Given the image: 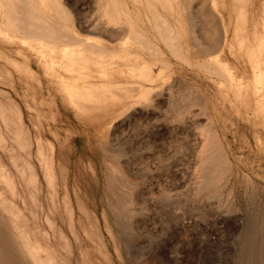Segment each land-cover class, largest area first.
Returning <instances> with one entry per match:
<instances>
[{
    "label": "rangeland",
    "instance_id": "1",
    "mask_svg": "<svg viewBox=\"0 0 264 264\" xmlns=\"http://www.w3.org/2000/svg\"><path fill=\"white\" fill-rule=\"evenodd\" d=\"M230 1L215 0L214 4V9L220 17L222 16L224 26L228 28V34L233 30V23L235 24L236 18L235 10H230ZM247 3H250L251 6L254 5L252 8L247 4L252 9H246L245 18L250 19V21L245 19L247 25L245 23L246 29H241L242 33L251 28L250 34L264 33L263 26L254 25L251 21L256 18L260 21L261 14L264 12L260 11L264 8V0H247ZM81 4L85 5L82 17L91 22L92 18L96 16V8L93 6L94 0H84ZM127 6L130 7L128 3ZM254 8L257 9L256 12ZM131 9L133 10L132 7ZM143 12L147 17L146 10ZM168 20L174 24L171 17H168ZM248 22L251 23V26ZM256 26L259 28L258 31ZM1 51L11 55L8 48L1 49ZM13 57L16 66L7 65L0 57V103L2 100L9 108L6 109L7 106L3 104L6 107L2 109L5 110L4 112H8L11 108L10 103L4 101L7 97L12 100L16 107L13 109L12 106L14 111L12 113L15 114L17 109L20 110L23 121L21 123L27 130L28 136L33 140H31L33 149L36 136L42 138L47 146L49 141L53 143L55 140L54 142L57 144V136L61 141L64 140L61 154V158L64 160L61 159V161L70 172H68V182L66 181L67 187L72 196H75L76 191L79 198L81 197V200L85 201L86 205L88 204L87 207L94 213L95 218L97 217V223L103 237L102 246L97 245V247L93 242L88 241L89 239L83 231L80 232L78 243L75 238L73 239V249L69 252L66 249L62 250L63 254L65 252L66 264H262L264 262V247H262V245L264 246V119L260 115L257 116L255 112V106L264 105V95L263 91L262 93L261 91L258 92L261 88L259 83H257L259 85L256 86L255 93L252 91V87L250 88V84L253 83L254 71H252L253 68L249 66L248 61L241 57L237 58L234 54L231 55L226 45H224V52L217 56V59L221 58L220 61L231 77L237 80L242 87L241 96L235 97L229 91H224L225 89L219 91L218 85H215L216 75L196 68L193 64L194 61L187 64L184 60L168 55L169 64L161 72L162 76L157 79V85L153 92L159 93L165 90L168 93L170 91V96L166 92L160 93L163 94V97L168 95L169 99L167 97L163 99L159 94L157 97L159 103L154 101L156 105L158 104L157 106L155 103H151L146 105L147 109H145V106L142 108L141 104H134L125 111V116L124 113L123 115L117 113L118 116L113 113L111 114L113 117L97 120L95 123V121H88L85 116L87 114H77L76 117L74 113L77 110L67 104L65 105L66 109L58 105L56 102L57 94L53 91L52 85L50 90L45 88L49 82V73L41 68H36V65L28 66L32 72V78L29 81L31 87L25 89L24 86H20L18 82L24 75V68L22 65L20 66L24 62L21 58L23 56L14 53ZM187 59L193 60L189 57ZM156 66H159V63ZM57 67L61 68L60 66ZM101 75L97 79L102 82H107L111 77L115 81L123 78V76L120 77V74L114 75L111 72ZM181 81H184V84L186 83L193 90L196 98L199 95L202 96L201 100L197 99L204 105L199 107L201 105L199 102L198 105L195 103L192 108L199 113H196V119L202 121L200 124L201 122L198 120V126L191 121L190 117L187 118L190 123L194 124L193 126L184 117L182 122L175 121L176 127V123L174 125V121L167 117L172 114L169 103L177 100L178 97L180 99L181 92L179 94L178 89L180 91L181 86L184 85ZM144 83L149 84L146 81ZM174 83L176 84L173 86ZM177 84L180 87L176 86ZM167 85H169V89L173 88V90L163 88ZM157 90L160 91L156 92ZM221 91H224V94ZM256 92L258 93L256 94ZM177 93L180 96H177ZM161 99L163 101L160 103ZM203 99L205 103L202 101ZM41 100L45 102L41 103ZM179 102L183 103L184 101ZM209 105L213 106L214 110ZM201 108L204 110L201 111ZM163 109L167 111L163 113ZM168 111L171 114L166 115L165 113L168 114ZM205 111L211 118L209 120L214 119L212 122H216L214 124L229 165L218 186L219 188L217 187V193L212 194L213 196L211 194L206 196L205 193L207 192L198 190L200 181L198 183V170L196 169L201 149L199 145H202L203 139L201 138H204L200 135L202 130H199L202 129L201 126L209 123ZM9 112L12 116L11 111ZM9 112L6 113L8 116ZM130 112L134 117L131 116ZM61 115L62 119L60 120L59 116ZM162 117L167 118L164 120ZM3 120L0 115V130L3 136L7 135L5 142H3L6 148L1 149L2 147H0V158L4 163V166L0 164V221L2 219L8 221L14 217V222L11 223L12 227L16 231H21L23 237L31 246L35 247L38 255L43 258L46 250L45 248L41 249L38 242L43 246L45 243L54 242L57 240V233L53 235L51 230H47L48 225L43 220L42 215L34 217L32 213L34 210L38 215L40 209L30 195L26 182L22 179L18 169L20 164L17 165L19 162L14 163L9 155L10 152L8 153L6 149L9 146H17L12 149V152L21 158L20 162L26 159L34 160L32 156L34 154L30 156L18 147L16 139L11 136L13 123L10 124L9 121L4 123ZM134 120L139 125L133 128L134 125L131 126V124H134ZM53 122L58 123V133L55 130L50 131L48 123ZM7 123L12 127H9ZM100 127L104 129L103 133L102 130H99ZM106 127L110 128L111 131ZM171 131L174 133L172 134ZM106 134L109 136L105 137ZM112 139L116 145L107 144L113 143ZM172 139L177 141L176 144L181 141L183 143H180L179 146L171 145ZM186 142L188 146H185ZM115 147V151L119 148L122 149L121 153L119 150V152L117 151L118 156L121 155L117 157L121 164L125 163L126 174L131 172V177H129L130 174L129 176L125 174L126 178L129 179V188L119 185L117 191L121 192L126 188L128 191L131 189L130 192L133 190L131 194L136 201H133L128 207L130 211L136 214L134 216L132 213L133 218L127 214H120L119 217L115 214L116 212L119 213L117 209L121 208H114L116 199L114 195L112 197V191L110 192L109 186L106 185L107 162L110 160L108 153L111 150L114 151ZM177 147L184 149L181 150ZM105 159L107 162H104ZM5 168L10 171L13 180L5 174L7 172ZM132 173H137L138 178L132 177L134 175ZM50 175L53 178L51 184L57 187H54L58 193L56 198L61 202L65 194V185L62 184L61 179L55 177L54 170ZM140 176L142 177L139 178ZM51 184H47V181L43 182L44 190L39 195L40 200L46 202L45 204L48 203V205H51L49 203H51L50 196L53 195V186H51L52 190L49 189L50 192L46 189L50 188ZM10 202L14 204L15 209L9 208ZM62 204L63 200L58 205L56 203L58 210H54L52 215L57 223L63 226V230L68 233V217ZM129 214L132 216L131 213ZM126 217L132 220L127 218L129 220L127 223ZM105 224H107L109 231L106 230ZM39 225L45 227L43 230L47 228L45 230L47 236L41 234ZM89 243L91 244L89 245ZM56 252L58 254V250Z\"/></svg>",
    "mask_w": 264,
    "mask_h": 264
},
{
    "label": "bare ground",
    "instance_id": "2",
    "mask_svg": "<svg viewBox=\"0 0 264 264\" xmlns=\"http://www.w3.org/2000/svg\"><path fill=\"white\" fill-rule=\"evenodd\" d=\"M83 1L84 0H0V57L3 58V62L7 65H14L16 61L13 54L18 53L23 56L21 58L24 62L21 63L20 66L22 65L24 68V75L18 83H20V86H24L25 89L31 87L29 81L32 78V72L31 69L28 68L29 65H36V68H41L49 73V82L46 84L45 88L50 90L52 85L54 88L53 91L57 94V104L61 105L63 109H66L65 105L67 104L77 110V113H74L76 117L77 114H87L85 116L88 121H95L96 123L97 120L100 121L113 117V115L111 116L113 113H116V115L117 113H122V115L124 113L125 116V111L134 104H141L142 108L145 106L144 108L147 109L146 105L153 104L155 103L154 101L159 103L157 97L160 93L166 92V94L170 96V91L167 93V91H162L160 89L162 92H159L160 90L156 91L159 93L153 92L157 85V79L162 76L161 72L169 64L167 60L168 55L184 60L187 64H191V61H194L193 64L196 68L216 75L217 84L215 83V85H218L219 91L225 89L224 91H229L235 97H240L242 90L240 83L234 80L224 68L222 61H220L221 58L217 59V56L220 55L221 52H224V45H226L231 55L234 54L237 58L241 57L249 62V66L253 68V70H251L254 71V78L252 80L253 85L250 84V88L252 87V91L255 93L257 89L256 86L260 84L261 88H259L258 92L261 91L262 93L263 91L264 95V33H261L263 30L259 32L261 33L259 35L250 34L252 28L250 30L247 29L249 32H246V30V33L243 32L244 34L241 31V29H246V27H244L247 22L245 21V15L247 13L246 11L250 9L249 6H251L250 3H247V0L230 1V10H235L236 18L235 24L233 23V30L229 34L228 28L224 26L222 22V16L220 17L214 9L215 0H94L93 6L96 8V16L92 18L91 22L86 21L82 17V11L85 6L81 4ZM127 3L130 7L127 6ZM247 4H249V6ZM253 5L251 6L252 8ZM246 6H248V8H246ZM143 10H146L147 17ZM254 10L256 12L257 9L254 8ZM260 11H264V8L260 9ZM250 14L253 13L250 12ZM261 15L260 17L258 14L260 21H258L257 18L251 21L252 24L260 25L264 28V12ZM168 17L173 19L174 24L169 22ZM248 21H250V19H248ZM249 24L251 26V23ZM250 26L248 27L250 28ZM254 27L253 30L255 29ZM257 29L259 30L258 27L256 30ZM5 48L9 49L11 55L1 51V49ZM188 57L193 60L187 59ZM157 63H159V66H156ZM14 66H16V64ZM57 66L61 68L59 69ZM108 72L114 75L120 74V77L123 76V78L121 77L119 81H115L114 78L111 77L107 82H102L97 79L102 76L101 74H106ZM144 81L149 82V84L146 85ZM176 83L172 85L174 86ZM178 84L176 86H179ZM182 84H184V81ZM168 86L169 85L163 88L168 90L170 88H168ZM42 87H44L43 84ZM181 87L182 89H180V91L177 88L179 94L181 92V96L178 95V93L176 94L180 96L181 100L178 99V97L176 98L177 100L170 101L171 103L169 104L172 110L170 112H172V114L169 111L168 114H165H171V116L167 117L174 121V125L176 123L175 121L182 122L183 119H185L184 117H190L191 121L198 126V120L200 119H196V116L199 113L192 108L195 103L198 105L200 102L199 104H201L200 100L202 96L199 95V98L197 95V98L200 99L198 102L193 90H191L186 83ZM169 90H173V88ZM223 92L222 94H224ZM258 92H256V94ZM160 96L164 99L168 95L163 97V94H160ZM39 99L40 98H38V101H40ZM178 100L184 102L180 103ZM4 101H6L5 103H10L11 108L9 111L12 113L13 109H16L12 100L6 97ZM50 101H52L51 98ZM162 101L161 99L160 103ZM202 101H204V99ZM44 102L45 101L41 100V103ZM166 102H168V100H166ZM1 103L0 104L3 106L4 103L2 100ZM1 105L0 115L3 117L4 123L7 121H9L8 123L10 124L13 123V127L7 124L9 127H12L11 132L13 134L11 135L10 133V135L16 139L18 147L21 148V150L23 149L25 153L27 152L30 156L34 154L32 155L34 160L22 159L23 161L20 162L19 160L21 158L14 155L15 153L12 152V149H15L17 146H9V148L6 149L8 153L10 152L9 155L12 161L14 163L19 162L17 165L20 164L18 169L20 170L22 179L26 182V187H28L30 195L40 209L38 215L34 210L32 213L34 217L42 215L43 220L48 225H46L48 228L46 229L49 231L51 230L50 232L53 233V235L57 233V240L54 239L56 242H49V244L45 243L44 246L38 242V246L46 250L45 257L42 258L38 255V251H36L35 247L31 246L23 237L22 232L19 230L16 231L14 227H12L11 223L14 222V217L8 221L2 219V221H0V264H66L64 257L65 252L63 254L62 250L66 249L67 252L71 251L74 246L73 239L75 238L78 243V235L82 231L87 236V239H89L88 241L91 243L93 242L95 246H102L103 237L100 233L97 217L95 218L94 213L87 207L88 204L86 205L85 201L81 200V197L79 198L78 193L75 191V196H72L67 187L66 181L70 172L63 161H61L64 140L61 141L57 136V144L54 142L55 140L53 143L49 141L48 147L44 144L42 138L36 136L34 142L35 147L33 149V147H31L33 145V140L28 136L27 130H25L21 123L23 121L21 120L20 110H15V114L12 113V116H10V112L8 111V116V112H4L5 110L2 109L6 106V109H9L8 105L4 104L6 106L3 107ZM168 105L167 107H169ZM202 105L204 104L199 105V107ZM255 107L257 116L260 115L262 119H264V105H257ZM212 108L213 106L211 109ZM202 110H204V108H201V111ZM166 111L164 110L163 113ZM204 113L209 123L208 125L201 126L202 129L200 128L199 130H202L200 135L204 138H201L203 139L202 145H199L201 149L198 155L199 159L196 168L198 172H196L198 173V183L200 181V185L198 184L199 188L197 187L198 190L200 189L199 191L202 190L204 193L207 192L208 195L207 193H205V195L209 196L210 194L217 193L218 186L221 180H223L229 165L223 144L214 124L216 122H212L214 119L210 121L209 119L211 118L207 115L208 113L206 111ZM130 114L134 117L131 112ZM202 115L205 116L204 114ZM167 117H162V119L165 120ZM59 118L61 120L62 115L59 116ZM187 122H189V119ZM200 122V124H202L201 120ZM133 123L134 124H131V126L134 125L132 126L133 128L139 125L136 124L137 122L135 123V120ZM190 124L192 126L194 125L192 123ZM48 125L50 131L55 130V132L57 131L56 133H58V123L53 122L48 123ZM99 130H102V133L104 132V129H101V127ZM113 130L115 132L114 128ZM174 131H171L172 134ZM107 135L108 134H106L105 137L109 136ZM5 136H3L0 130L1 149L6 148L5 143L3 144V142H5ZM106 139L107 138H105V140ZM176 142V140L173 141L172 139L171 145H175ZM180 143L183 142L181 141ZM180 143L178 142L176 145L179 146ZM186 143L185 146H188V143ZM103 144L105 145V143ZM107 144L116 145L114 144V140L113 143L109 142ZM118 144L120 145L119 142ZM199 146L198 148H200ZM116 147L114 151L111 150L109 153L106 151L110 156L107 155L110 159L108 162L106 159L104 160V162H107L108 168H106L108 170L107 177L105 175V179L107 180L106 185L109 186L110 192L112 191V197L114 195L116 199V206L114 208H121L117 209L119 213L116 212L115 214H117L118 217L120 214H127L130 218H133V211H130L128 208L129 204L131 205L133 201H136V199H134L135 197L131 194L133 190L130 192L131 189L128 191L126 188L124 191H117L119 185L128 187L129 179H127L126 176H129L131 172L128 170L130 173L128 175L126 174L127 169H124V166H126L125 163L123 162L124 164H121V161L118 159V157L121 156H118V152L120 151L121 153L122 149H117V151L119 150L117 152L115 151ZM1 161L0 158V164L4 166L3 161ZM7 168H5L7 171L5 174L13 180ZM52 170H54L55 177H58L59 180L61 179L62 184L64 183L65 185V194L61 202L63 200L62 205H64L68 217V233L63 230V226H60L61 224L59 225L52 215V212L54 214V210H58L57 205L61 203L59 199L56 198L58 197V193L54 188L56 186L51 184L53 178L50 174ZM135 174L137 175V173ZM134 175L132 177L137 179L138 175ZM129 177H131V174ZM141 177L142 176L139 178ZM43 180H46L47 184H51L50 186L48 185L50 188H45L47 191H49V189L52 190L51 186H53V195L50 196L51 203H49L51 205H48V203L45 204L46 202L44 203L40 200L39 195L44 190L43 182H46ZM9 208L15 209L12 202H10ZM129 213H131L132 216H130ZM133 214L134 216L136 215L135 213ZM127 218L128 217H126V219ZM130 218L128 219L132 220ZM128 219L126 220L127 223L129 221ZM34 224L36 225L35 222ZM105 225L106 230L109 231L107 224ZM44 228L39 225L41 234L46 235V229L43 230ZM91 243H89V245ZM262 247L264 246L262 245ZM56 250H58V254Z\"/></svg>",
    "mask_w": 264,
    "mask_h": 264
}]
</instances>
